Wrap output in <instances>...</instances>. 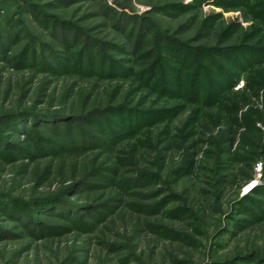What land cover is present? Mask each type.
<instances>
[{"label": "rangeland", "instance_id": "rangeland-1", "mask_svg": "<svg viewBox=\"0 0 264 264\" xmlns=\"http://www.w3.org/2000/svg\"><path fill=\"white\" fill-rule=\"evenodd\" d=\"M1 2L0 117L50 106L56 116L0 130V264H264V57L248 50L264 49V0ZM160 39L258 61L242 72L235 59L223 63L239 81L207 105L152 86L164 77L160 68L152 78L149 64L169 53ZM85 51L138 73L76 70ZM108 102L162 114L130 134L109 110L114 138L99 133L67 154L78 159L65 162V176L85 161L101 166L89 186L38 177L61 159L52 156L66 136L94 129L86 111Z\"/></svg>", "mask_w": 264, "mask_h": 264}, {"label": "trees", "instance_id": "trees-1", "mask_svg": "<svg viewBox=\"0 0 264 264\" xmlns=\"http://www.w3.org/2000/svg\"><path fill=\"white\" fill-rule=\"evenodd\" d=\"M227 1L228 2L231 1L237 5H241L247 2V0H227ZM0 4H2L1 0H0ZM33 16L41 19L43 22L47 21V19L50 17L48 15H41L42 17L39 16V11H35ZM141 37H142L141 41H138L136 44H134V52L139 50L140 47L144 46L143 44L145 37L144 35L143 36L141 35ZM159 43L161 46L164 45L165 47H167L169 53L165 57L161 56L158 61L149 64L147 70L148 73H150V76H152V78L154 77L156 78V76H159L161 74L160 71L158 72L160 68L162 71V75L164 77L161 82L157 84H152V86L160 92L163 93L167 92V94H172V96L183 97L185 98V100L202 102L207 105L220 101L224 97L225 92L233 89L235 84H237L239 81L238 71L235 72L233 71V69L230 70L229 67H227L223 63L225 62L227 63L229 60L233 62L235 59L237 61V65L241 68V72H242L245 71L249 66H252V64L256 63L255 61H258L255 60L256 58L255 59L253 58L250 61L241 52L234 54L233 51L234 49L233 50L219 49L213 51H208L202 48L191 49L182 45L179 42H176L175 40L170 42L160 39ZM248 50H252V51L255 50L258 53H262L261 56L264 57V49L261 50V49L250 48ZM230 56H232L233 58L232 57L230 58ZM77 59L78 60H76L73 63V66H75L76 70L77 69L80 70L81 68L83 71L88 70L90 74H92L93 72L94 73L100 72L102 74L104 71H106L107 64H109L108 66L109 69L107 70V73L104 72V74H107L108 76H114L115 73L112 72H118V74H122V73L125 74V72H127L128 70H132L133 68V67L129 69L127 68L128 70L124 67L119 68L117 64L112 65L108 58L104 59L105 61L94 60L92 54L89 53L88 51H85L84 54L83 53L81 54L80 52V54L77 56ZM104 64L106 65L104 66ZM192 65L196 66L195 69H193L192 71H188L190 66ZM216 67L219 68V71L217 73H216ZM132 72L138 73L136 72V70L135 71L132 70L131 73ZM213 72L214 74H212ZM213 75L222 76V79L218 80L215 77H213ZM167 77H170L169 80H165V78ZM254 96L260 98L261 95L260 93H255ZM52 107L53 106L48 107V109H46L44 113H33V112L15 113V114L7 113L2 117H0V130L3 131L7 127L10 128L9 130H11L10 126H12V128L20 127L21 124L27 120L28 121L32 120L31 124H33L34 127L38 128L40 124L39 123L37 124V122L45 123L54 120L53 116H56V113L52 111L53 110L51 109ZM108 111L123 121V124H119L120 129L123 130V133L129 131L130 134H134L137 132L138 130L137 125L140 124L141 119L151 118V117L160 118L157 117L156 114H160V115L162 114L160 111L155 112V111L138 110L127 106H114V104L110 102H108L104 106H100V107L95 106L91 108L89 111H86V116L89 117L93 116L90 118L89 122L93 124L94 129L80 128L76 132L77 137L73 138L72 136H66L65 143L67 144V147L65 149H61L60 151L61 153L58 154L54 153V155L52 156L53 158H55L57 155H59L61 159L57 160V162H55V160L53 159L49 161L41 172L37 171L36 174L38 175V177L43 179L46 176L56 174L57 176L60 177L59 179L62 180V182L77 179L78 180L76 182L77 184L83 183L85 184V186L86 185L89 186V184L86 182L89 181L91 177H93L94 175L101 174L99 173L100 172L99 170H101L100 169L101 166L97 165L95 161L92 162L85 161L83 162L80 172L77 173L73 171L74 169H72L73 172H70L67 176H65V164H66L65 162L67 160H72L73 162V160L78 159L75 156L67 158L69 157L67 154L71 153L69 155H77V153H75L77 152V150L85 151L87 149L86 145L93 143L97 139L99 133L104 132L107 134V136L114 138L113 133L115 132L117 133V131L113 127H110V122H108L107 119V114H109ZM239 111H241V107H237L233 111L234 116L232 117V119H234L236 123L241 122L243 119V115H239ZM59 112H61V114H63L65 117L68 116L69 118H78V116L76 117L72 114L71 115L66 114V112H64L63 109H60ZM100 116H102L103 118L102 119L103 123H98L97 121V119ZM253 117L256 118L257 115L254 114ZM68 124L69 123H66V126H68ZM252 125L254 126L253 123ZM55 127L56 126H54V128ZM193 132L195 133V130H193ZM76 141L77 144L82 143L83 146L76 147L75 145ZM26 142L27 141H25V143ZM28 145L29 144L27 143L26 145L27 149H29ZM70 164L74 165L75 168L76 165L74 162ZM46 200L48 199L37 200L38 203L37 205L41 206V204L43 203L44 205L42 207L45 208L51 206L52 204H59L58 202H52ZM88 206H92V205H88Z\"/></svg>", "mask_w": 264, "mask_h": 264}]
</instances>
